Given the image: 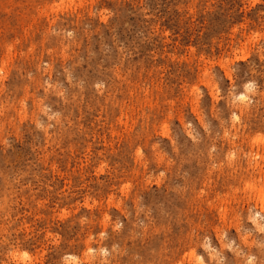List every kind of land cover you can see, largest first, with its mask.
I'll use <instances>...</instances> for the list:
<instances>
[{
	"label": "rangeland",
	"instance_id": "obj_1",
	"mask_svg": "<svg viewBox=\"0 0 264 264\" xmlns=\"http://www.w3.org/2000/svg\"><path fill=\"white\" fill-rule=\"evenodd\" d=\"M260 193L264 0H0V264H264Z\"/></svg>",
	"mask_w": 264,
	"mask_h": 264
},
{
	"label": "bare ground",
	"instance_id": "obj_2",
	"mask_svg": "<svg viewBox=\"0 0 264 264\" xmlns=\"http://www.w3.org/2000/svg\"><path fill=\"white\" fill-rule=\"evenodd\" d=\"M240 97V99H242L243 101L245 100V98H246V95H244V94H242L241 93V96H239ZM243 101H241V102H243ZM257 192H258V190H257ZM259 194V193H258ZM260 199L262 200V205H264V195L262 194V193H260ZM261 203V202H260ZM261 208V207H260ZM262 212V211H261ZM254 222V221H253ZM194 255V254H193ZM191 256V255H190Z\"/></svg>",
	"mask_w": 264,
	"mask_h": 264
}]
</instances>
